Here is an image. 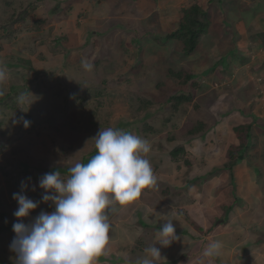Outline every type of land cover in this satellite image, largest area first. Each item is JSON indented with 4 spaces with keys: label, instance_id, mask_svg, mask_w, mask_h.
Listing matches in <instances>:
<instances>
[{
    "label": "rangeland",
    "instance_id": "rangeland-1",
    "mask_svg": "<svg viewBox=\"0 0 264 264\" xmlns=\"http://www.w3.org/2000/svg\"><path fill=\"white\" fill-rule=\"evenodd\" d=\"M160 1L166 7L158 8V0H0V66L8 73L0 84V188L12 178L37 181L54 168L66 179L70 167L92 157L98 131L111 127L151 144L146 158L157 185L142 194L155 201L169 197L172 204L158 205L159 213L176 214L178 205L192 222L203 205L208 210L202 209L201 220L207 216L206 228L213 232L229 217L252 211L256 226L246 232L258 235L264 230L258 225L264 224V45L230 41L239 29L230 18L214 52L203 45L207 33L186 56L180 41L167 38L178 31L182 14L170 17L169 2ZM262 12L264 7L257 13ZM212 17L211 11L210 25ZM236 47L247 56L233 52ZM212 63L215 70L203 74ZM21 94L27 97L23 104ZM180 96L191 100L177 101ZM238 125L251 127V146L241 164L224 171L228 151L239 141L233 129ZM180 147L184 152L173 157ZM225 227L223 235L232 234ZM3 228L0 258L13 262L15 254L4 249L10 231ZM237 253L241 262L263 264L264 253Z\"/></svg>",
    "mask_w": 264,
    "mask_h": 264
},
{
    "label": "clouds",
    "instance_id": "clouds-1",
    "mask_svg": "<svg viewBox=\"0 0 264 264\" xmlns=\"http://www.w3.org/2000/svg\"><path fill=\"white\" fill-rule=\"evenodd\" d=\"M82 66L88 71L93 67L87 60L82 61ZM7 78V70L0 66V84ZM26 99L24 94L18 97L21 104ZM21 120L24 127L29 126L28 120ZM93 139L96 154L87 163L70 167L66 179L59 170L39 178L41 201L25 194L27 185L23 181L21 191L13 194L18 208L14 212L17 222L13 224L15 236L10 250L16 264H97L100 256L108 255L110 213L115 211V205L132 204L143 190L156 187L157 178L146 158L151 152L148 140L111 127L100 129ZM41 202H51L54 211H41L30 218ZM26 218H30L27 223ZM158 236L157 243L162 248L179 239L172 221L160 225ZM155 244L144 250L145 255L136 264H160L165 259ZM223 247L222 241H213L203 255L216 258Z\"/></svg>",
    "mask_w": 264,
    "mask_h": 264
},
{
    "label": "crops",
    "instance_id": "crops-1",
    "mask_svg": "<svg viewBox=\"0 0 264 264\" xmlns=\"http://www.w3.org/2000/svg\"><path fill=\"white\" fill-rule=\"evenodd\" d=\"M194 1L167 0L170 5L165 9V11L170 12V17L177 15L180 16L181 14L183 15V11L190 8L192 5H197L204 11H212V18H215V21H212L210 25V33L208 32L206 38H203L202 40L206 41L203 45L205 48L207 47L209 52H214L213 50L217 49L215 46L223 41L219 38L223 32V22L230 18V21L233 24H236L235 26L239 28L238 31L236 30L237 39H231L230 41L237 43L238 47L247 43V46H250L251 43H261L259 35L264 33V12L260 14L257 12L260 7H264V0ZM151 4L152 3H150V5ZM157 4L158 8L166 7L160 0H158ZM248 16L249 19L247 18ZM232 50L233 52H238L239 54L244 55L243 57L247 56V53H243L245 51H241L237 47ZM226 55V59H228L230 58L231 53L228 51ZM225 65L226 62L223 60L222 66ZM84 159L85 157L82 158L81 162H83ZM40 177L41 176H39V178ZM22 181L27 185L25 194L30 199H33L34 201L42 200L43 189L39 187V180H37V182L35 180L31 181L28 179H11L7 182L6 188H0V201L3 205V211L6 213V215H4V219L11 224L9 228L6 226L8 228L7 232L10 231L4 241V249L7 250V253L12 252L10 250V245L15 236L13 224L17 222L14 212L18 208V203L13 199V194L21 191ZM33 187H35V191H33ZM156 199L157 201L152 200L151 196L146 192L132 204L127 206H120L118 204L115 205V211L110 213L111 230L109 234L110 239L108 245V255L100 256L97 259V264H136V261L145 255L144 250L157 243L159 239L158 232L160 225L167 221L173 222L179 239L174 241L171 246L167 248H162L158 243L155 244V246L160 249L162 256L166 259H162L160 264H185L186 261H189V264H213L210 263V260H214V264H254L255 261H253V259H245L241 262L237 252H245V254L249 252L264 253V240L259 239V237L262 236V233H264L263 228H260L261 230L257 231L259 232L258 235H256V232H252V234L249 231L246 232V229L248 230L249 226H256L250 223L252 211L246 212L244 217L240 216L236 219L229 217V222L227 221V223L218 225L214 228L210 225L209 227L213 228V232H208L209 230H207L206 226L209 224L207 225L204 221L207 216L204 219L202 218V220L200 217L203 215L202 209H206V212L208 210L206 207L204 208L203 205H200L194 212L197 220L187 222L183 219L184 212H182L183 210H181V206L176 205L179 209V212L176 214H174L175 211L167 209H164L163 213H161L162 211L160 213L158 212V205L164 206L165 204H172L170 203L168 196L159 195ZM246 200L247 202L252 203L249 196ZM163 202L165 203L164 205ZM5 208L7 209L5 210ZM196 208H193V210ZM209 209V212H212L213 209ZM258 209L259 208L253 212L254 215ZM41 211L50 213L54 211V205H52L51 202H41L39 207L30 214V218H35ZM30 218H26L24 222L27 223ZM199 218L200 220H198ZM164 219L167 220L164 221ZM201 221H203L202 230L197 228L201 227ZM233 223L235 225H233ZM225 225H229V229L232 230V234L227 236L223 235L225 234L224 230H226ZM258 225L262 226L264 224L259 222ZM237 239H240L239 242L243 240V245L240 251H238L240 247L236 245ZM213 241H222L224 247L222 248L220 255L212 259L205 257L203 252L206 246ZM135 247L136 249H134ZM261 262L264 264V260Z\"/></svg>",
    "mask_w": 264,
    "mask_h": 264
},
{
    "label": "trees",
    "instance_id": "trees-1",
    "mask_svg": "<svg viewBox=\"0 0 264 264\" xmlns=\"http://www.w3.org/2000/svg\"><path fill=\"white\" fill-rule=\"evenodd\" d=\"M209 17H211V12L209 10L204 11L197 5H193L190 8L183 11L181 21L179 22L178 31L169 33L167 35V38L169 40L180 41L183 44V51L185 55L191 56L197 50L201 37L209 32L210 29ZM259 39L261 40V43L264 45V33L259 35ZM216 66H217L216 63H212V65L202 73L209 74L210 70L213 72ZM176 99L177 101L180 102L191 100L190 96L189 97L180 96ZM18 114L21 115L20 112ZM233 129L235 130L234 133L235 135H237L239 141L236 144H232V146L230 147L228 151V159L230 160V162L221 168L224 171H229L230 169H232L233 166L237 164H241L246 159V154L249 150L248 147L251 146L250 143L252 140V135L250 132L251 127L249 125L243 127L242 125H238ZM195 130L196 129H193L189 132L191 136H195L198 133L195 132ZM198 130H200V128H198L197 131ZM94 152L96 154V150L92 152V156ZM179 152H184V149L182 147L176 149L172 153L173 157H176ZM83 163H85V159L83 160ZM55 170L57 169L54 168L50 171H55ZM2 172H4V170H2ZM213 174L214 172H211L210 176ZM193 181H195V179ZM2 211H3V205L2 202L0 201V221L6 220L4 219L5 218L4 215H6V213ZM262 217L263 216L261 214H257L255 218L258 219V221H260L262 220ZM258 221L255 220L254 222L257 223ZM0 227H4L3 229L7 228L5 224ZM197 228L200 229L202 227H197ZM5 261L6 260L4 258L3 259L0 258V264H16V261L15 262H11V261L5 262Z\"/></svg>",
    "mask_w": 264,
    "mask_h": 264
}]
</instances>
